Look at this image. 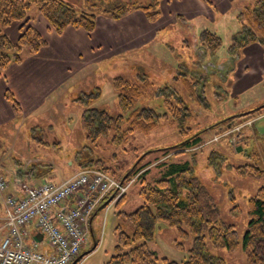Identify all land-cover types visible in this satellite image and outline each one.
I'll use <instances>...</instances> for the list:
<instances>
[{
  "label": "rangeland",
  "instance_id": "obj_1",
  "mask_svg": "<svg viewBox=\"0 0 264 264\" xmlns=\"http://www.w3.org/2000/svg\"><path fill=\"white\" fill-rule=\"evenodd\" d=\"M80 1L85 5L83 10L96 14L126 2L144 4L151 2ZM33 9L35 8H32L28 15ZM16 23L22 25L25 22L16 21L13 24ZM26 23L32 24V19ZM200 32V30L196 32L197 43L189 34L184 35L183 41L178 44L176 43L180 38L178 32L171 28L167 36L161 37L162 40H166L165 44L161 42L155 47L154 60L152 59L154 55H151L143 62L132 58L118 64L106 62L94 65L93 68H98L92 75L89 72L87 75L84 73L85 76L82 74L70 76L71 78L64 82L65 92L58 94V97L56 93L59 89L56 93H50L40 106L41 109L16 123L12 135L0 137L1 160L5 159L6 164L13 165L12 153L23 165L27 163L28 158L38 159L39 162H30L27 167L30 171L45 172L47 181L59 182L77 170L78 155L81 159L95 155L103 156L105 166L116 176L133 174L134 170L139 171L125 182V190L117 193L112 202L104 208H96L91 230L88 231L87 240L78 255L90 251L94 244L95 247L84 254L76 264H104L115 253L118 230L131 232L130 223L119 217L117 212L119 210L131 212L142 204L139 195L141 183H155L162 170L159 164L167 161L189 160L193 175L207 187L219 218L235 226L241 241L246 229L247 200L258 188L264 187V107L253 112L250 110L264 103V90L257 89L258 83L250 81L244 85L253 84L251 87L235 96L229 94L227 97L224 94L223 76L216 73V76L203 78L196 65L201 63L202 53L211 52L206 51L205 46L200 43ZM219 36L223 43L220 49L216 50V54H223L226 51L228 53L226 46H229L231 40H227L225 32H220ZM169 47L172 51L168 49ZM172 53L177 57L173 58ZM138 55L140 54H136L135 57L138 58ZM142 57L143 54L140 58ZM118 75L130 80H135V76H144L149 78L158 90L167 87L164 96L168 97L171 103L169 106L165 105L162 96L149 100L140 99L139 105L152 107L160 116L165 114L160 117L159 123L146 133L134 132L121 145H112L107 143L106 139H102L99 146L94 147L84 137L80 127L83 106L78 103L77 98L84 99L98 88L100 96L88 106L105 109L113 115L119 113L115 91L111 85V79ZM242 86L240 89L245 87ZM177 95L181 97L182 103L176 101ZM237 111L246 113L240 114ZM199 130L202 131V142L199 146L175 157H170L175 152L173 148L163 152V149L178 144L184 137L183 133ZM18 131L23 135L20 143H24V147L18 150L19 152L10 150L13 151L10 153L7 147L15 142L14 135ZM247 163L262 168L263 175L256 178L239 176L234 171V167ZM118 201L120 204L117 206ZM175 238L177 233L174 228L157 221L154 237L147 241V246L158 257L182 264L191 247L192 235L182 239L180 247L174 244ZM38 249L43 251L49 249V246L43 244ZM212 251L228 264H250L240 246L235 250Z\"/></svg>",
  "mask_w": 264,
  "mask_h": 264
},
{
  "label": "trees",
  "instance_id": "obj_2",
  "mask_svg": "<svg viewBox=\"0 0 264 264\" xmlns=\"http://www.w3.org/2000/svg\"><path fill=\"white\" fill-rule=\"evenodd\" d=\"M32 8H35L57 33L69 26L82 28L88 33L95 29L96 13L77 9L64 0H0V74L11 62L20 61L23 50L36 53L47 44L38 29L33 24L26 23L30 20L27 15ZM134 10L143 11L148 20L155 21L160 13L159 0L148 4L126 2L104 9L102 13L118 18ZM237 20L240 29L231 38L229 55L235 56L247 45L258 43L263 49L264 57V0H256L251 6L243 7L237 14ZM16 21L25 23L19 26V34L12 40L5 29ZM199 39L206 51L211 53L218 50L222 44L221 38L210 30L201 32ZM135 78L130 80L118 75L111 79L119 111L115 115L105 109L88 106L100 96L98 88L84 99L77 98L78 103L83 106L80 127L84 137L94 147H98L102 139L112 145H121L136 131H150L159 123L160 117L165 116L164 113L160 116L152 107L139 105V101L162 96L165 105L169 106L171 102L164 96L167 87L158 90L149 78ZM4 95L14 113L18 114L20 105L15 96L8 89ZM176 101L182 103L179 95L176 96ZM179 120L177 121L180 122ZM201 134L200 130L183 133L184 137L178 144L163 149V152L173 148L175 152L170 157L186 153L199 146L202 142ZM76 161L79 169H100L115 176L119 181L124 177V174L116 176L111 172L105 166L103 156L95 155L81 159L78 155ZM159 165L162 170L155 183H141L139 195L142 204L131 212H117L119 217L130 223L131 232L118 230L115 253L104 264H177L165 257H158L147 246V241L154 237L157 221L175 229L176 247L182 246L181 240L192 235L191 247L182 264H228L212 250H235L239 246L247 262L264 264V187L258 188L247 200L246 229L240 241L235 226L219 218L207 187L193 175L189 160L167 161ZM134 171L133 174H128L123 182L139 172ZM234 171L239 176L256 178L263 175L262 168L251 163L236 166ZM119 204L118 201L117 206Z\"/></svg>",
  "mask_w": 264,
  "mask_h": 264
},
{
  "label": "crops",
  "instance_id": "obj_3",
  "mask_svg": "<svg viewBox=\"0 0 264 264\" xmlns=\"http://www.w3.org/2000/svg\"><path fill=\"white\" fill-rule=\"evenodd\" d=\"M64 1L77 9L85 8L83 1ZM255 1L159 0L160 13L155 21L148 20L141 10H134L118 18L99 13L96 14L95 29L91 33L71 26L57 33L48 21L33 9L28 16L47 44L36 53L23 50L20 61L11 62L1 72L0 137L6 138L8 134L12 135L16 123L41 109L40 106L50 93H56L59 89L56 93L58 97V94L65 92L64 82L70 79V76L84 75V73L87 75L89 72L92 75V72L98 68H93L94 65L106 62L118 64L131 58L143 62L147 56L150 58L154 55L153 51L158 43L165 44L166 40L162 38L167 36L171 28H175L176 32L180 33V35L177 33L180 37L176 42L178 44L183 41L184 35L189 34L197 43V30L201 32L210 30L218 36L220 32H225L227 40H231L233 34L240 29L237 20L238 12L245 6H251ZM19 26L20 24L16 23L5 29L6 34L12 40L17 37ZM221 42L223 43L222 40ZM168 49L171 50V47ZM216 53V51L202 53L201 63L196 66L200 69L199 73L203 78L216 76V73L223 76L224 94L227 97L229 94L235 96L247 87H251L253 84L244 85L250 81L257 82L259 85L257 89L264 90V57L260 44L247 45L235 56L229 55L227 51L219 55ZM136 54H140L138 58L135 57ZM142 54L143 57L140 58ZM173 55V58L177 57ZM153 57L155 55L152 59ZM260 80H262L261 83ZM241 85L245 87L242 86L243 88L240 89ZM6 89L10 90L19 102L20 112L18 114L14 113L10 102L4 95ZM244 112L238 113L244 114ZM14 136L15 142L7 147L9 151H18L24 147V143H20L23 139L22 133L15 132ZM12 160L14 164L10 165L6 164L7 160L0 159V173L5 176L8 184L6 190L0 192V224L4 216L5 195H21L22 184L35 185L46 180L45 172L30 171L27 167L30 162H39L38 159L28 158L27 163L23 165L12 153Z\"/></svg>",
  "mask_w": 264,
  "mask_h": 264
},
{
  "label": "built area",
  "instance_id": "obj_4",
  "mask_svg": "<svg viewBox=\"0 0 264 264\" xmlns=\"http://www.w3.org/2000/svg\"><path fill=\"white\" fill-rule=\"evenodd\" d=\"M7 185L0 173V192ZM125 186L103 170L84 168L59 182L23 184L21 195H5L0 264H69L87 240L95 207ZM43 244L49 249L39 250Z\"/></svg>",
  "mask_w": 264,
  "mask_h": 264
},
{
  "label": "water",
  "instance_id": "obj_5",
  "mask_svg": "<svg viewBox=\"0 0 264 264\" xmlns=\"http://www.w3.org/2000/svg\"><path fill=\"white\" fill-rule=\"evenodd\" d=\"M264 106V103L263 104H261V105H259L258 107H255V108H253V109H251L252 111L253 110H255V109H259V108H261V107H263ZM244 113H246V112H244ZM128 176V174H126V175H124V177L122 178V180L121 181H124V179L126 178ZM111 199V198H110ZM109 199V200H110ZM109 200L108 201H106L104 204H102L100 207H98V209H101L104 205H106L108 202H109ZM96 213V212H95ZM95 213H94V215H95ZM93 215V216H94ZM93 218V217H92ZM37 239H39L40 240V238H41V236L40 235H38L37 237H36ZM94 247H95V244L93 245V247L91 248V250H93L94 249ZM90 251H87L86 253H89ZM85 254V253H84ZM84 254H80V255H78L70 264H76L77 263V261L84 255Z\"/></svg>",
  "mask_w": 264,
  "mask_h": 264
}]
</instances>
